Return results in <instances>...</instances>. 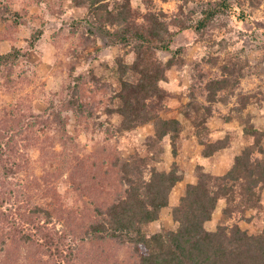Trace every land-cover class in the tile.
<instances>
[{"label": "trees", "instance_id": "obj_1", "mask_svg": "<svg viewBox=\"0 0 264 264\" xmlns=\"http://www.w3.org/2000/svg\"><path fill=\"white\" fill-rule=\"evenodd\" d=\"M30 1L38 6L43 2ZM65 1L73 9L87 7L90 25L110 43L128 47L131 57L129 62L119 57L113 65L105 67L110 82L102 83V79L91 74L87 83L92 88L86 90L80 85H85L82 77H75L73 69H69L71 82L75 83L68 84L62 99L64 110L77 109L72 113L77 118L85 114L86 122L94 115L89 100L95 105L102 104L96 101V92L106 89L112 108L106 107L103 113L109 121L114 116L118 118L115 131L106 127L107 132L123 135L124 131L151 124L152 133L145 143L148 156L135 152L123 159L116 149L101 148L84 158L72 157L66 150L71 140L61 142L63 152L58 154L53 150L52 138H40L36 127L49 129L52 122H57L54 130L61 137L68 119H61L60 113L50 112L52 121L37 116L36 120L2 121L0 264H123L116 257L117 249L121 248L130 251L128 264H264V228L252 231L243 229L239 223L251 221L259 215L257 209H264V128L255 126L254 116L248 110L253 97L237 95L240 81L249 74L246 71L249 61L225 51L223 59L202 57L193 64L187 63L181 56L186 46L176 42V37L184 32L192 33L197 41L204 40L209 28L218 26L223 17L238 22L239 0L208 1L199 17L195 9L182 5L171 16L162 11L152 12L151 0H142L147 8L143 15L131 8L130 0ZM189 2L183 0V5ZM6 21L0 11V22ZM16 24L15 21L12 25ZM75 30L70 29V35ZM42 35V30L35 29L23 49L12 47L0 55L1 85L14 86L18 60L35 49ZM84 40L88 47L94 45L92 40ZM159 52L170 56L163 62L159 60ZM203 64L216 67L220 73L208 80V71H198ZM184 66L190 67L194 78L191 75L189 91L184 94L188 101L183 104L181 97L165 84L170 82L172 70L181 71ZM195 81L200 88H195ZM200 94L207 106L196 102ZM235 96L237 104L228 110L224 122H235L239 130L212 141L206 125L212 115V104L228 106ZM171 99L180 102L174 116L167 114L172 111L168 106ZM255 103L261 106V99ZM190 128H195V137L202 147L200 156L205 160L217 159L230 150L233 142H244V146L235 153L223 175L206 172L203 166L196 165L192 174L195 181L188 182L177 203L170 206L173 192L184 177L175 162L169 169L161 167V158L166 147L173 158L178 156L181 134ZM37 148L40 156L32 161L28 153ZM6 157L15 161L13 171L5 166ZM63 169L72 184L70 203L66 199L69 195H59L54 187ZM235 184L239 186L237 192ZM20 197L25 199L23 207L12 209L11 199L18 202ZM236 198L239 201L235 202ZM221 201L226 208L210 231L206 224L212 221ZM2 207L8 212L14 210L15 214H5ZM167 208L171 223L161 220L162 211ZM235 209H241L242 213L229 224ZM245 211L254 212L247 216ZM154 223L159 228L152 232ZM57 225L61 233L55 230Z\"/></svg>", "mask_w": 264, "mask_h": 264}, {"label": "rangeland", "instance_id": "obj_2", "mask_svg": "<svg viewBox=\"0 0 264 264\" xmlns=\"http://www.w3.org/2000/svg\"><path fill=\"white\" fill-rule=\"evenodd\" d=\"M151 1L153 7H150V11L152 12L162 11L171 16L177 13L180 5H182L185 9H195L196 15L199 17V12L205 3L214 0H190L187 6L183 5V0ZM229 1L233 2L234 0ZM130 5L132 9L141 12V15L147 12L142 0H130ZM236 8L241 17L238 22H235L232 18L223 17L222 21L218 22V26L209 28L204 40L197 41L196 36L194 37L192 33L184 32L176 37V42L178 45L186 46V52L181 56L187 63L193 64L202 57H219L223 59L225 51H229L233 56L237 55L241 60H248L249 66H247L246 71H249V74L240 81L237 95L254 98H252L251 101L253 102L249 105L248 110L254 116L253 123L255 126L263 129L264 48H262V44L264 43V0H239ZM0 11L3 13V17L7 19L6 23L0 22V55L7 53L12 47L23 49L35 29L43 31V35L40 37L35 49L26 58L18 60L14 72V86L7 88V86L0 83V129L4 120H14V118H20L23 121L30 118L36 120L37 116L42 120L48 121L51 119L52 121V113H60L61 119H68L65 132L61 137L60 133L54 130L58 127L57 122H52L49 129H37L36 127L37 135L40 138L45 136L52 138L51 140L54 141L53 150L58 154L62 155L63 152L61 142L71 140L72 142L66 150L68 149V153H71L72 157L84 158L95 149L100 150L101 148H106L108 151L111 148L116 149L118 157L123 159L133 156L135 152L142 157L147 155L145 143L152 133L151 124H144L132 131H124L123 135H118L117 132L113 134L107 132L106 127H109L111 131H115L118 118L114 116L109 121L103 113L106 107L112 108L107 100L110 95L106 89L96 92L95 99L96 101H102V104L95 105L92 99L89 100L88 106L89 109H92L94 115L89 120L86 119V122L83 119L85 114H82L78 119L72 113L77 112V109L66 112L64 110L66 106L62 100L67 94L68 84L75 83L71 82L72 77L69 76V69H73L75 77H82L81 79L85 85L82 83L80 85L84 86L85 90L92 88L91 84L87 83L91 74H94L98 79H102L100 81L102 83L110 82L106 77L105 67L113 65V61L119 57L129 62L131 53L128 52V47L110 43L90 25V13L87 7L73 9L65 0H43L40 6L30 0H0ZM15 21L17 24L12 25ZM107 28L110 29L108 26ZM70 29L76 30L70 35ZM84 39L92 40L94 45L88 47ZM169 56V53H158L159 60L163 62ZM219 63L221 64V62ZM114 69H116V66H114ZM198 71L200 73L208 71V80L216 78L220 73L216 67L211 68L205 64ZM191 75L193 76L189 66H184L181 71L172 70L170 72V82L165 84L169 91L181 97L180 101L183 104L188 101L184 94L189 91ZM194 85L197 89L201 87L196 81ZM195 88L193 91H197ZM236 99V96L233 97L228 106L219 103L212 104L213 108L210 113L212 115L206 120L209 139L212 141L223 139L227 135H234L239 130L235 122L233 124L224 122V116L228 115V110L237 104ZM260 99L261 106L255 103ZM196 102L203 106L208 105L203 94L197 96ZM179 103V101L171 99L168 106L172 111L167 114L174 116ZM50 112L52 113L50 114ZM78 123L80 125H77ZM194 129H186L181 134L177 157L173 158L170 150L166 147L161 158V167L169 169L170 164L175 162L179 166V174L181 173L184 177V181L178 183L173 192L170 206L177 203L179 193L183 187L188 182L193 183L195 181L192 174L196 165L203 166L206 172L223 175L230 167L235 153L244 146V142H233L230 150L224 152L217 159L205 160L200 156L202 147L198 145ZM18 150L22 152L23 148L19 145ZM28 155L32 161H35L40 156L39 148L30 150ZM4 161L5 166L13 171L15 168L13 158L6 157ZM61 161L62 159H59V162ZM158 165L156 163V166ZM65 166L67 165L65 164ZM65 170H62L59 179L54 183V187L59 195L64 197L69 195L66 199L70 203L72 202L70 197L72 184ZM145 176L148 177V172ZM235 191H239V186L236 184ZM21 198L18 202L15 201V198L11 199L12 209L16 210L18 206L23 207L25 199ZM237 201H239L238 198L235 199V202ZM224 208H226L225 202L221 201L217 204L212 221L206 224L208 230L213 231L215 229ZM1 210L5 214H15L14 210L8 212L5 207H2ZM233 211L232 217L228 220L229 224L235 220L237 221L242 213L241 209ZM253 212L245 211L244 213L249 216ZM256 212L259 215L256 218L253 217L251 221L239 222L243 229L257 231L264 228V209H257ZM161 220L171 223L169 208L162 211ZM158 228V223L151 225L152 232H155ZM55 230L61 233V228L58 225ZM21 255L22 257L25 255L23 248ZM129 255L130 251L127 248L117 249L116 257L119 262L128 264Z\"/></svg>", "mask_w": 264, "mask_h": 264}]
</instances>
